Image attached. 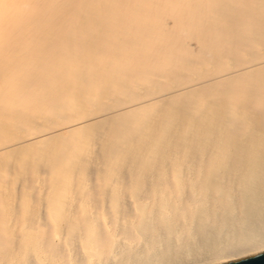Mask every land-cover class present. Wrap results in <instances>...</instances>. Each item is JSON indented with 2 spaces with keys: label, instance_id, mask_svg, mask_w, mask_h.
<instances>
[{
  "label": "bare ground",
  "instance_id": "obj_1",
  "mask_svg": "<svg viewBox=\"0 0 264 264\" xmlns=\"http://www.w3.org/2000/svg\"><path fill=\"white\" fill-rule=\"evenodd\" d=\"M264 254V0H0V264Z\"/></svg>",
  "mask_w": 264,
  "mask_h": 264
},
{
  "label": "water",
  "instance_id": "obj_2",
  "mask_svg": "<svg viewBox=\"0 0 264 264\" xmlns=\"http://www.w3.org/2000/svg\"><path fill=\"white\" fill-rule=\"evenodd\" d=\"M226 264H264V254L252 255L249 258H243L238 261L226 263Z\"/></svg>",
  "mask_w": 264,
  "mask_h": 264
}]
</instances>
